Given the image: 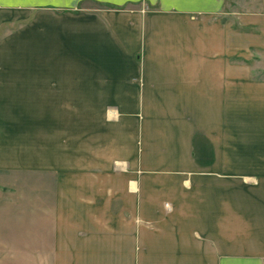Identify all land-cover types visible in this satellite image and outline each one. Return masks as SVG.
I'll list each match as a JSON object with an SVG mask.
<instances>
[{
    "label": "crops",
    "instance_id": "obj_1",
    "mask_svg": "<svg viewBox=\"0 0 264 264\" xmlns=\"http://www.w3.org/2000/svg\"><path fill=\"white\" fill-rule=\"evenodd\" d=\"M3 30L34 129L0 118V264H264V0H0Z\"/></svg>",
    "mask_w": 264,
    "mask_h": 264
},
{
    "label": "rangeland",
    "instance_id": "obj_2",
    "mask_svg": "<svg viewBox=\"0 0 264 264\" xmlns=\"http://www.w3.org/2000/svg\"><path fill=\"white\" fill-rule=\"evenodd\" d=\"M230 1L231 0H228L229 4H230ZM15 29V28H14ZM2 34H4V30L1 31V34H0V39H1V36ZM15 43L13 45H11L10 47H7V50L9 51L8 54L9 55H4L3 54V51L2 49H0V69H34V56L32 53H30V55L26 54V55H18V43L17 41H14ZM10 48V49H9ZM7 53V52H6ZM10 57V58H9ZM20 58L22 60H20ZM3 105L5 103H2ZM13 105V104H12ZM16 105H19V104H16ZM6 114L5 116L3 115V113ZM7 113L10 114V118L11 119H17L16 121L19 120H22L23 122H25V126L21 127L24 129H31V131L33 132V129H34V126L33 125H26L27 123L26 122H29L33 117H34V111L33 110H25V109H19V110H10V111H1L0 110V118H6L7 116ZM3 128L0 127V132L2 131ZM12 129V135H11V142L7 143L9 144V151L8 153L11 154L14 153L16 156H13L11 157L12 158V161L9 162L10 164H14L16 163L17 161V155L19 153V148L20 147H24V144L22 142H18V133H19V127L18 126H14L11 128ZM5 143V141L2 139V141H0V145H3ZM6 145V143H5ZM6 147V146H4ZM5 154V151H0V164L6 159V154H5V158L2 157V155ZM24 160V159H23ZM65 160V159H64ZM7 162V161H6ZM8 163V162H7ZM73 177H75L73 179ZM72 177V175H66V176H63V181H64V185L69 187V189H66L64 190L65 193H70L71 194V198L70 200H63L61 202L65 203L66 205H68V207L66 208H61L59 210V213H60V221H61V227L63 226L64 228H74L75 225H79V226H82L84 223L80 220L79 222L75 223L72 221V218L75 217V218H78V216H81V215H84L86 214V210L84 211V208L82 205H81V201L80 202H77L79 201V199H81L83 197V186H82V183L84 182V177L85 175H82V174H75L74 176ZM98 177V175H97ZM97 180V179H96ZM28 185H27V190H26V193H27V203H26V216H27V228L28 230L30 229H33L34 228V224H35V213H36V209H37V205L35 204V181L36 179H26ZM77 182L76 184L78 185V187H76L75 189H73V185L71 184V186L67 183H73V182ZM87 183L89 182L88 179H86ZM74 182V183H75ZM97 182V181H96ZM71 187V188H70ZM76 197V196H79L78 197V200L77 199H73V197ZM50 209V208H48ZM65 210V211H64ZM97 211H98V207L96 206V212H95V208L92 209L91 211V214L92 216L93 215H97ZM69 218L70 220H68L69 222H65L64 218ZM63 222V223H62ZM88 223L92 226V224H96L92 221H88L86 222V225H88ZM105 224V223H104ZM110 224L108 223L107 226H109ZM126 225V223H124V226ZM145 225V224H144ZM28 257H32V256H29Z\"/></svg>",
    "mask_w": 264,
    "mask_h": 264
}]
</instances>
